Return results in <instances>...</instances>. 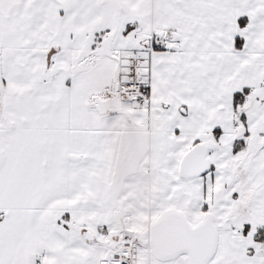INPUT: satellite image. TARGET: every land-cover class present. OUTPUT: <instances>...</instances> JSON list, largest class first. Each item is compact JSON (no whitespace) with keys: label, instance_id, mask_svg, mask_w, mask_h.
I'll return each instance as SVG.
<instances>
[{"label":"snow or ice","instance_id":"obj_1","mask_svg":"<svg viewBox=\"0 0 264 264\" xmlns=\"http://www.w3.org/2000/svg\"><path fill=\"white\" fill-rule=\"evenodd\" d=\"M0 264H264V0H0Z\"/></svg>","mask_w":264,"mask_h":264}]
</instances>
